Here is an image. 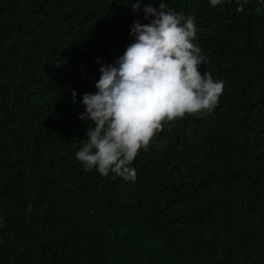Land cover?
Here are the masks:
<instances>
[{
    "label": "trees",
    "instance_id": "trees-1",
    "mask_svg": "<svg viewBox=\"0 0 264 264\" xmlns=\"http://www.w3.org/2000/svg\"><path fill=\"white\" fill-rule=\"evenodd\" d=\"M134 2L0 0V264H264L259 0L240 12L164 0L195 18L198 70L224 82L218 106L164 123L134 182L75 159L80 100L96 91L97 58L114 63L132 42Z\"/></svg>",
    "mask_w": 264,
    "mask_h": 264
},
{
    "label": "clouds",
    "instance_id": "clouds-1",
    "mask_svg": "<svg viewBox=\"0 0 264 264\" xmlns=\"http://www.w3.org/2000/svg\"><path fill=\"white\" fill-rule=\"evenodd\" d=\"M208 2L216 8L231 0ZM248 2L236 0V11H243ZM131 8L143 17L132 23V42L114 63L97 58L100 77L96 91L84 93L80 100L83 112L78 119L88 127L75 152L84 171L95 170L105 177L111 173L125 182L136 180L133 161L142 149H148L164 123L186 114H211L224 89L222 80L198 70L207 57L194 43L200 29L193 16L185 17L164 0L158 7H142L141 0H135ZM76 97L73 90V103Z\"/></svg>",
    "mask_w": 264,
    "mask_h": 264
}]
</instances>
